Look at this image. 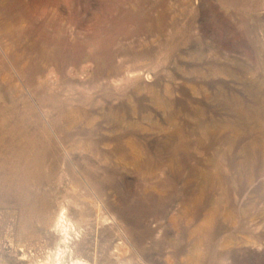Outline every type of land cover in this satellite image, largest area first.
I'll list each match as a JSON object with an SVG mask.
<instances>
[{
  "label": "rangeland",
  "instance_id": "1",
  "mask_svg": "<svg viewBox=\"0 0 264 264\" xmlns=\"http://www.w3.org/2000/svg\"><path fill=\"white\" fill-rule=\"evenodd\" d=\"M76 262L264 264V0H0V264Z\"/></svg>",
  "mask_w": 264,
  "mask_h": 264
},
{
  "label": "bare ground",
  "instance_id": "2",
  "mask_svg": "<svg viewBox=\"0 0 264 264\" xmlns=\"http://www.w3.org/2000/svg\"><path fill=\"white\" fill-rule=\"evenodd\" d=\"M67 217V216H66ZM59 222H58V228H60V230L66 235V236H68L69 235V232H70V230H71V226H69L68 224H67V219L65 218V216L63 215V216H61V217H59V220H58ZM69 221V220H68ZM62 253V252H61ZM63 254V253H62ZM56 258H58V256L56 257ZM57 261V260H56ZM62 261V259H61V257L59 258V260H58V263L59 262H61ZM75 264H85V263H82V262H76Z\"/></svg>",
  "mask_w": 264,
  "mask_h": 264
}]
</instances>
